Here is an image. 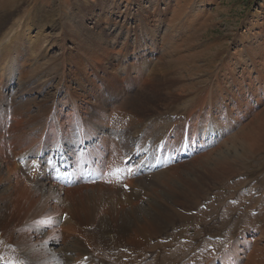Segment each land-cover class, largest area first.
<instances>
[{"label":"bare ground","instance_id":"1","mask_svg":"<svg viewBox=\"0 0 264 264\" xmlns=\"http://www.w3.org/2000/svg\"><path fill=\"white\" fill-rule=\"evenodd\" d=\"M161 3L164 7H161ZM148 4L150 6L147 8L152 7L153 11H147L146 7L140 6L141 10L134 18L142 19L145 23L142 26L146 27L147 31L156 29L159 31L160 28L156 26L163 24L167 16L168 0L156 2L150 0ZM3 7L0 9L2 10ZM20 8L19 2V8L16 10H13V6H7L0 14V230L5 235V239L21 253L19 260L14 256L5 257L16 251L7 245L8 242L4 240L0 232V239L4 240L2 244H5L0 246V248L4 247L5 254L4 256L0 253V264H90L96 261H100L101 264H117L116 252L119 248H132L138 254L150 241L165 232L169 225L164 226L163 222L173 220L175 217H177L175 222L191 218L182 200L191 202L193 200L191 197H196L194 192H184L183 194L190 199H181L177 205L175 202L177 199L169 197L170 199L166 200L154 189L146 194L136 188L146 187V183L150 182L154 176L153 180H159V177L163 175L162 171L172 173L171 176L174 179L180 166L190 163L192 158L203 152L201 150L216 144L225 134L220 123L222 115L217 108L218 122H211V118V123L204 122V126L194 128L202 116L212 117L208 95L205 96L206 101L205 98L199 97V100H196L197 104L202 99L205 102L198 105V108L189 109L188 118L182 117L183 115L182 118L173 117L170 119L168 128L160 130L157 127L161 123L159 125L153 123V126L150 123L143 137L135 136L130 147L132 150L124 155L123 149L120 148L122 138H125L122 134L120 119L132 111L161 115L182 99L181 94L175 91L176 85H179V79L174 76V72L166 68L168 65L169 69L174 68V63L166 60L165 54L163 57L150 61L153 64L145 62L147 53L149 56H155L157 52V37L151 35L150 45L141 47L139 42L141 36L135 32L136 39H132V36L128 39L127 36L122 47L118 49L117 46H108L109 41H103L101 38H98L97 43L93 45L90 44L91 41H86L87 35L93 36L97 32L95 31L96 22L95 26H88L90 32L85 31V35L84 28L79 26L75 29L64 28L68 38L74 39L69 46L64 44L62 50L64 55L58 59L59 63H64V68L62 69L58 64L56 67L51 65V68H47L49 63L52 64L49 60L50 44L48 43L52 36L44 30L50 29L48 22L55 15H49V12L43 13L42 7L38 6L28 13L27 19L23 21L22 17L18 16ZM38 21H40L39 24ZM101 21V27L108 23L105 20ZM31 24L35 26L41 24L38 37L35 35L34 38H28L27 31ZM83 26L86 27L84 23ZM142 26L138 25V28ZM20 28H23L22 31ZM134 29L135 27L127 28L126 24L120 25L114 39L115 43L123 39L122 31L126 30L130 34ZM165 32L162 43L170 40L172 35L171 29ZM248 50L252 57L256 52V56L260 58L263 46H259L258 43L256 49L251 46ZM66 54L71 55L70 61L66 60L68 58ZM21 56L22 58L24 56V59ZM27 56L28 60H26ZM137 57L140 60H135ZM180 57L177 59L178 64L186 61L185 57ZM37 58L38 66L37 70H34L32 64ZM253 59L257 68H261L264 72V58L259 60L253 57ZM125 60L128 61L125 62ZM40 62L43 63L39 64ZM28 64L33 71L27 70L28 73L24 74L25 76L35 77L36 73L38 75L41 72H38L40 66L46 80L50 76L60 79V76L65 74L67 90L65 98L69 106L67 116L64 114L65 119H63L64 112L61 106L58 107V113L53 109L54 107L47 108V104L46 107L38 104L37 111L26 105L22 107L21 113H16L17 109L15 111L3 109L8 102L3 89L11 84V80L17 73L19 76L20 67L23 68ZM227 69L233 76V70ZM263 72L261 71L260 77L264 82ZM222 78L226 79L223 75ZM49 79L47 81H50ZM46 80H44L45 83H47ZM224 80H220L221 85L226 82ZM98 81H102L103 86H99ZM103 88H106L107 93L109 92V98L104 94ZM254 89L256 93L257 88L254 87ZM261 91L264 92L263 87ZM240 96L244 97V95ZM221 100L222 96L219 95L218 101L221 102ZM242 102L240 98L237 101L240 104ZM246 106H249V103L244 105L242 112L246 111ZM35 111L36 115L32 117ZM10 112L15 113L12 116ZM190 115H195L196 121L192 120ZM231 115H229L230 118ZM125 118L123 119L126 120ZM164 120L163 116L159 118L161 122ZM230 122L226 124L230 126ZM72 131L77 132L76 137L69 135ZM148 139L159 142L160 147L158 145L154 149L152 144H147ZM175 141L178 142L176 145ZM62 142H65V145L61 144ZM241 148L248 149L252 155H255L264 148V141L249 142L246 138ZM135 150L148 157L139 159V163L147 167L144 175H127L126 170L129 172L130 168L124 169L123 160ZM191 154L194 155L191 156ZM236 155L240 160L237 165L244 168L242 163L245 159L242 154L238 151ZM175 157L177 160L173 161ZM196 159L192 160L196 165L191 166L197 172L205 163L197 164ZM161 162L163 166L156 170L158 174L155 175L152 170L154 167H160ZM222 164L215 169V176L231 169L230 166ZM64 169H66L65 172H63ZM240 171L243 169L238 170ZM65 174L70 181L68 185L59 182V178H63ZM146 174L148 175L145 176ZM180 174L183 173L180 171ZM115 175L121 178L120 181L114 178ZM178 178L180 180V177ZM162 180L173 186L170 174L169 176L164 174ZM123 185H128L129 191H126ZM168 185H165L166 188ZM189 186L196 188V185L192 183ZM175 187L174 185L171 192H174ZM260 187L257 190L262 192ZM146 197L148 200L142 201L141 206L144 203H150L142 209H150V212L154 210L152 214L147 212L141 217L138 210L141 200H145ZM165 201L167 204L162 207L161 204ZM149 214H151L150 220L147 219ZM258 232L264 240V227L236 233L234 240L221 250L219 256L212 255L206 264H264V247L261 246V240L256 239ZM207 234L216 237V234L210 232ZM5 250H7L6 253ZM87 256L90 259L86 262Z\"/></svg>","mask_w":264,"mask_h":264},{"label":"rangeland","instance_id":"2","mask_svg":"<svg viewBox=\"0 0 264 264\" xmlns=\"http://www.w3.org/2000/svg\"><path fill=\"white\" fill-rule=\"evenodd\" d=\"M149 1L150 0H0V8L3 6H13V10H16L19 8L20 2L21 8L18 10V16L22 17L23 21L27 19L28 13H31L33 9L38 6L42 7L43 13L49 12V15H55L53 19L48 22V24L50 23V29L44 30L45 33L49 32L52 36L50 41H48L50 44L49 60L52 61V64L49 63L50 65L48 64L47 68H51V65L56 67L57 64L59 67L64 68V63H59L58 59L64 55L62 51L64 44L69 46L71 40H74L68 38L64 28L72 27L75 29L79 26L84 28L85 35V31L90 32L88 26H95L96 22L97 29L95 31L97 32L94 33L93 36L87 35L86 41H91L90 44L93 45L97 43L98 38H101L103 41H109L108 46H117L118 49L122 47L125 41L124 39L127 36L128 39H130L131 36L132 39H136L137 33L135 34V32H138L141 36L139 38L141 47L150 45L151 35L157 37V52L155 56H149L147 53L145 62L153 64L151 63L152 61L156 60L157 57H163L165 54L166 56L164 57H166V60L174 63V68L172 67L169 69V65L166 66V68L174 72V76L179 79L180 82L179 85H176L175 91L177 94H181L182 99L172 105L169 111L161 115H154L156 113L152 112L149 114H147V112L142 114L141 111H132L127 113V116H125L126 118L123 117L126 120L123 118L120 119V124L122 122L120 126L123 128L122 134L125 137L122 138L124 143L122 142L123 145L121 144L120 148L123 149L124 155L132 150L130 147L133 144L135 136L139 135L140 138L143 137L144 131L150 123L152 126L156 123L158 125L161 123L159 126L157 125L158 130L165 129L166 127L168 128L171 118L177 116L181 117L182 115V117H186L189 113V109L198 108V105L206 101L205 96L208 95L210 103L209 110L212 113V117L202 116L200 119L201 123L199 120L197 121L198 124L194 126V128H199L204 126V122H210L211 118V122H218L217 119L219 116L216 113V109L219 108L218 111L222 115L220 123L224 129V136L216 144L210 145L208 149L201 150L203 152L192 158L190 163L184 164L183 167L180 166L177 169L178 173H175L174 179L176 181L172 179V173L162 171L161 174H163V177L164 174L167 176L170 174L173 184L172 187L170 184L168 185L163 182L162 176L159 177V180H153L155 178L154 176L150 180L151 184L147 182L146 187L141 186L136 188L138 190L141 189L142 193L146 194H149V191L154 189L158 195L166 200L170 198L177 199V201L175 200L177 205H179V200L188 198V196L183 194L184 192L192 191L196 197H191V199H193L191 202L183 200L182 202L189 211L192 209L191 212H195L199 209L197 207H200V211L194 215L191 213V218L187 220L175 222V218H177L175 217L173 220L170 219V222H163L164 226H171H168L165 232L160 234L158 238L150 241L147 247L143 249L144 251L142 250L137 254L139 257L141 256V261L138 256H134L132 260H122L129 257L122 253H120L119 258L116 259V262L118 260V264H204L205 262L207 263L209 258L218 250L226 248L238 233L240 234L244 230H253L255 228L262 229L264 227V190L263 195L258 196V193L254 191L257 190L258 187L253 189L257 185H260V188L264 189V148L259 150L255 155H252L248 149L243 150V148H241L246 138L249 139V142L264 141V92L261 91L262 87L264 88V84L261 83L264 82L263 79H261L262 77H260L262 76L261 71L263 72V70L257 68L255 63H253V57L259 60L264 58V0H168L167 6L169 10L167 16H165L166 18L163 24L158 25L159 27L156 26V28H160L159 31H157V29L155 31H147L146 27L143 28L142 26L143 24L145 25L143 20L134 18L141 10L140 6L146 8L150 6L148 4ZM152 1L156 2L159 0H151V2ZM15 2L17 3L15 4ZM4 7L2 10L0 9V14L4 12ZM161 7H164V5L162 4ZM148 10L153 11L152 7H148L147 11ZM26 13L27 15H25ZM101 20L108 21V23L101 27ZM37 23L39 24L40 21ZM83 23L86 27L83 26ZM122 24H126L127 28L135 27V29L133 33L131 31L130 34L127 33V29L122 31L121 34L124 35L123 39L115 43L114 39L119 32V26ZM138 25L142 26V28H138ZM39 26H41V24ZM39 26H35L34 24L30 25V29L28 31L26 30L28 38H34L33 36L35 35L38 37V33H40L41 29ZM22 29L20 28L21 31ZM167 29H171L172 35L169 38L170 40L162 43V37L165 36V31H167ZM257 36L258 38H256ZM119 38L122 37L119 36ZM258 43L259 46H263V53L261 55V52L258 51L260 52V58L256 56V52L252 57L248 47L254 46V49H256ZM27 48H30L29 45H27ZM81 54H83V52H81ZM66 55L68 56L66 60L70 61L71 55ZM180 56L185 57L187 62L185 61L182 64H178L177 59H179ZM22 59H24V56ZM28 59L29 57L27 56L26 60ZM138 59L137 57L135 60L138 61ZM38 60V58L33 60L32 67H34V70H37ZM142 60L143 59H141V61ZM127 61L128 60H125V62ZM41 63L43 62L39 64ZM28 65L23 68L20 67L19 76H17V73L15 78L11 80V84L3 89V93L6 95L8 101L5 105L3 103V109L5 111H10L9 109L15 111L17 109L16 113H21L23 110L22 107L26 105L31 107L32 110H36L38 104H40V106H45L47 104V108L54 107L53 109L58 113V107L60 108L61 106L64 112L63 119H65L69 107L66 104L67 98H65L67 96L65 74H60V79H54L55 76H50V79L48 78L50 81H47L48 79H45L46 77L40 66L38 72H41H39L38 75L36 73L37 76H25L30 69L33 71L30 64ZM149 67H151V65ZM226 67L233 70V76L229 74ZM222 75L226 77L224 85L220 84V80H224ZM44 80H46L47 83H45ZM234 80H237V82H234ZM19 82L21 83L19 84ZM98 85L103 86L102 81H98ZM254 87L257 88L258 93H255ZM103 92L108 98L110 97L109 92H106V88H103ZM219 95L220 97L222 96V103L218 101ZM240 95H244V97ZM199 97L205 98V101L202 99L197 104L196 100H199ZM238 97L243 101L241 104L244 103L245 105L249 103V106L245 108V112H242L244 110V105L237 103ZM214 99H217V101ZM216 103L218 105H216ZM36 111L35 114H32V117L36 115ZM11 113L12 112L9 114ZM14 113L11 115L13 116ZM229 115H231V118ZM159 116H163L165 120L162 122L159 121ZM190 117H192V120H195L194 118L197 119L195 115H190ZM156 118L157 120L155 121ZM128 120L131 121L129 122ZM138 121L140 123H138ZM227 122H230V126L226 124ZM70 123L72 122L70 121ZM125 123H127V125ZM71 128L73 130V125ZM125 128L127 129L125 130ZM72 134L69 133L71 137H76L77 132L75 133L72 131ZM177 143L178 142L175 141V145ZM61 144L65 145V142ZM147 144H152L153 148L156 149L160 143L154 139H152V141L148 139ZM238 151L242 154L243 159H245L242 163L244 168H240L239 165H237L238 161H240L236 155ZM10 156L12 155L10 154ZM27 157L29 159V156ZM195 158H197V164L205 163L202 165L203 167H200L198 170L201 171V174L198 171H194L191 166L196 165L193 163ZM221 163H223V166H230L231 169L225 170L224 173L222 172L221 175L224 174L222 176L220 174L215 176L214 171L217 167L221 166ZM188 169L190 170L188 171ZM242 169L243 171L238 172V170ZM231 170L232 172H230ZM180 171L183 174H180ZM193 173H196L197 176ZM156 174L158 173L155 172V175ZM147 175L148 174L145 176ZM178 177H180V180ZM191 183L195 184L196 188L189 186ZM149 184L151 186H149ZM165 185H168V187L166 188ZM174 185L176 186L175 190L177 192L175 190L171 192ZM176 195L181 196L176 197ZM146 200H148L147 197L145 200H141L139 206L138 211L141 217L145 213L150 212V209H142L144 207L146 208L148 203H150L147 202V204L144 203L143 206H141L142 201ZM233 200L237 201L233 202ZM166 204L167 202L165 201L161 206L163 207ZM158 205L160 206V204ZM153 210L151 211L153 212ZM152 212L150 213L152 214ZM151 214H149L147 219L150 220ZM208 232L216 234V236H220L219 234H221L225 237V240L215 243L206 240V243H202ZM258 233L256 239L261 240V246L264 247V240L260 233ZM3 237L4 240H6L4 234ZM4 240L0 239V246H5V244H2ZM193 240L198 242L194 243ZM7 242V245L15 250L16 253H11L9 256H5L4 253L1 254L9 258L14 256L19 260L20 250L15 248L11 242ZM201 244L203 246L201 247L202 250L199 252V246ZM128 250L132 253L133 249L129 248ZM120 251H118V253ZM122 251L125 252V250ZM4 252L6 253L7 250Z\"/></svg>","mask_w":264,"mask_h":264}]
</instances>
